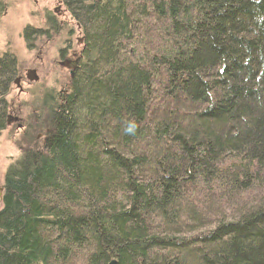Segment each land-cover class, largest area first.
I'll return each mask as SVG.
<instances>
[{
	"label": "trees",
	"instance_id": "16d2710c",
	"mask_svg": "<svg viewBox=\"0 0 264 264\" xmlns=\"http://www.w3.org/2000/svg\"><path fill=\"white\" fill-rule=\"evenodd\" d=\"M66 3L89 51L0 180V264H264V0Z\"/></svg>",
	"mask_w": 264,
	"mask_h": 264
},
{
	"label": "rangeland",
	"instance_id": "374dc122",
	"mask_svg": "<svg viewBox=\"0 0 264 264\" xmlns=\"http://www.w3.org/2000/svg\"><path fill=\"white\" fill-rule=\"evenodd\" d=\"M2 1L4 3V13L0 17V51L8 52L7 55L13 57L19 70L29 64L36 65L44 78L39 79L33 84L30 88L31 101L29 100L24 104L27 108V120L33 125L32 131H28L27 135L26 131L24 133L22 132L21 135L19 131L9 129L14 125H9L8 128L5 127L0 135V180H2L3 173L10 160L17 158V156L20 155L19 148L22 146L23 142L25 143L24 136L33 139L32 135L35 137L36 134H39L40 137L38 139L35 137V139L39 141H42L45 136L44 126L47 124L46 122L40 123L38 119V117L43 115L40 110L43 87L46 85H49L50 87L55 85L57 91V89L59 90L60 88L59 84L62 82L61 80H57V78L54 80V75H49V73H54V67L50 63L51 52L49 47L52 45V42L57 45L63 39V37L58 36L53 30L47 29V26L53 25L52 21L47 23V26L44 23L43 15L46 13L45 7L52 8V0ZM66 16V30H69L70 26L72 27L71 24L73 20L68 18L67 13ZM73 25L75 26L74 23ZM24 27L26 29L43 27V31L39 36L34 32L32 35H29L28 39H26L25 34L27 33V30L24 31ZM44 29L47 30L45 31ZM71 34L72 39L80 36L79 33H77L76 28H74V32H70L68 37L71 38ZM30 40H33L31 43H34V48L27 49L26 45ZM93 53L94 51L92 54ZM54 74L57 76L56 73ZM67 80L68 76L66 75L65 82H67ZM17 92V88L12 86L11 92H9V95L7 96L11 98ZM247 101L253 104L252 100L248 99Z\"/></svg>",
	"mask_w": 264,
	"mask_h": 264
},
{
	"label": "flooded vegetation",
	"instance_id": "af4514ba",
	"mask_svg": "<svg viewBox=\"0 0 264 264\" xmlns=\"http://www.w3.org/2000/svg\"><path fill=\"white\" fill-rule=\"evenodd\" d=\"M53 6L52 8L45 7L46 13L44 16V23L47 26V23L50 21L53 22V25L47 26V29L53 30L58 36L63 37V39L56 45L54 42H52V45L49 47L51 52V65L54 67V73L57 74V76L54 73H49V75H54V80H61L62 82L59 84V90L55 89V85L49 86L46 85L43 87L42 91V98L40 101V110L42 111L43 115L38 117L39 122L43 123L46 120H49L50 113L53 112V105L56 102L57 106H60L62 103V100H64L65 96L68 94L70 89V81L74 78L75 73L78 71L80 66L82 65L85 57L86 52L89 51L86 50V41H85V35L83 34V31L81 29L80 25H73L70 26L69 30H66V24H67V16L70 18L68 13V5L66 3V0H52ZM44 9V8H43ZM27 27V26H26ZM42 28H35L32 27L33 31L30 33H27V36L29 38V35H32L34 32L36 33H42ZM74 28H76L77 33H79V37H76L75 39H72L68 37L70 32H74ZM26 28L24 27V30ZM46 29V30H47ZM45 30V29H44ZM45 30V31H46ZM39 36V35H38ZM38 39V38H37ZM34 40V39H33ZM33 40H30L26 48L32 49L34 48V43H31ZM8 52L6 51H0V58H2L4 55H6ZM88 55V54H87ZM7 67H5V72L9 71ZM29 70H34L35 74L32 75L29 73ZM1 72V75H3L5 72ZM48 75V76H49ZM66 75L68 76L67 82ZM30 76H36L37 80L33 79L30 80ZM47 76V78H48ZM44 78L43 74L39 71V68L36 65L29 64L24 66L21 70H19L18 66L16 67V70H14L13 75L11 76V81L8 83V89L11 87L17 88V93L9 98L8 96L5 97L6 100V126L14 125L9 129H15L16 131H19V133L22 134L29 128H31L33 125L28 122L27 120V108L24 106L25 103H27L30 100L31 97V91L30 88L33 86L35 82H37L39 79ZM46 78V79H47ZM46 87V88H45ZM31 101V100H30ZM48 112V113H47ZM36 121V120H35ZM2 130V132L4 131ZM45 135V130H44ZM37 139L40 137L38 134Z\"/></svg>",
	"mask_w": 264,
	"mask_h": 264
},
{
	"label": "water",
	"instance_id": "95a60500",
	"mask_svg": "<svg viewBox=\"0 0 264 264\" xmlns=\"http://www.w3.org/2000/svg\"><path fill=\"white\" fill-rule=\"evenodd\" d=\"M28 72L31 73L32 75L35 74V71L34 70H29ZM33 79L37 80L36 76H30V80H33ZM108 264H117V261L115 259H111L108 262Z\"/></svg>",
	"mask_w": 264,
	"mask_h": 264
},
{
	"label": "clouds",
	"instance_id": "9594fccd",
	"mask_svg": "<svg viewBox=\"0 0 264 264\" xmlns=\"http://www.w3.org/2000/svg\"><path fill=\"white\" fill-rule=\"evenodd\" d=\"M132 127H133V126L130 125L129 130H131Z\"/></svg>",
	"mask_w": 264,
	"mask_h": 264
}]
</instances>
